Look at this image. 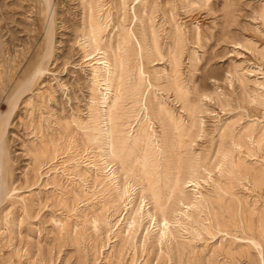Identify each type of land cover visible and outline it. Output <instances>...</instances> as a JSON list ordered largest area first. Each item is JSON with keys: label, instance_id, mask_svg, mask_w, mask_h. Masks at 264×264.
I'll list each match as a JSON object with an SVG mask.
<instances>
[{"label": "rangeland", "instance_id": "1", "mask_svg": "<svg viewBox=\"0 0 264 264\" xmlns=\"http://www.w3.org/2000/svg\"><path fill=\"white\" fill-rule=\"evenodd\" d=\"M87 1L88 0H53L54 8L48 9L44 0H26V1L19 0L20 2L19 4H18V0H0V60H1L0 61V70H1L0 71V82L3 83V84L0 83L2 84L0 86V112L1 113H4V114L8 113L12 105L11 101L9 102V100H7L8 94L10 92L13 93L16 87L21 83V81L25 80V78L29 76L31 70L33 69V65L37 63V61L39 60V57L41 56L42 48L45 42V34H46V28H47L46 26H48L50 18L52 16L55 17V29L57 31L56 33L57 35L55 37L56 38L55 39L56 41L55 42L56 43L55 53H57L56 54L57 58L58 57L60 58L61 56L60 59L58 58L60 61L57 60L55 64L49 63L46 66L48 72L47 71L44 72V74H42V77L35 83L32 89L29 90L24 95L23 97L24 101H23V98L19 101L18 106L15 109V112L13 113L12 119L10 120L11 125L8 127L7 136H8V145L10 149L11 169H12L11 179L9 182V189H11V191L7 197L8 199H6V201L0 206V264H110L111 262H113L112 264H116L119 259H120L118 262L119 264H130L134 258L135 259L133 261L135 263L132 262L131 264H182V263L183 264H264V185H263L264 181H262L264 180V175H263L264 174V152H263L264 145L261 144L263 146L258 147V148H257L258 144L254 145L256 141L255 139L264 137L263 135L264 134V130H263L264 129V100L263 98H261L262 95L264 96V20L262 19L260 15L262 9L264 8V0H228V1L227 0H195V2L193 3H192L193 0H191V3H190V0L189 1L187 0V2L183 0L185 3L181 0L180 1L178 0H172V1L148 0V2L150 1L152 4L151 6L152 12L147 11V13L150 14V13L159 11L158 13H154L155 15L153 14V16L152 14L151 16H148V14L144 12L145 10L142 8V6H139L141 0H126V4H123V0H93L94 1L93 4H91L92 2L91 0H89L88 2ZM155 1L158 2L156 4H159L158 9H161V11L157 10L153 12ZM167 1H169L168 2L169 4L167 3ZM188 2L190 3V5H188L189 4ZM186 3L188 6L186 5ZM226 3L229 5V7L228 5H226ZM20 4L22 5L20 6ZM84 4H86L87 6ZM89 5L90 6L95 5L97 9H94L95 10L94 11L93 10L94 6L90 7ZM102 5H104V7ZM230 5L232 7L234 5L235 6L232 8L230 7ZM88 6L90 8H88ZM182 6H184V8ZM133 8H135V11L137 12L138 17L140 16L139 17L140 19H137ZM166 8H168L167 10L168 14L166 13V17H165L163 10ZM91 11L94 12L95 14L92 13ZM145 14L148 17L145 18L146 16ZM91 16H96V17L101 18L100 20L103 23L105 22L104 25L108 23L106 32L103 34L104 40L105 39L108 40L110 38L109 40H111L112 42L114 41L115 43L118 39H114V37L118 38L120 31L124 27L123 25H125L126 27L130 26L131 29L135 30L134 31L135 33L138 31L136 33L137 37H134L135 40L133 39L132 41L133 46L130 45L131 48L129 47L128 50L124 48H123L124 50H122L123 52L122 54L126 53L125 55H123V58L125 59V62L128 64V69H129L127 71L128 73L125 72L126 73L124 74L125 76L123 75L124 82L123 81L122 82L125 83V85L127 86L130 85L133 82L132 77L133 76L135 77V73L139 71L138 69H142L145 72V76L143 80L144 84H142L140 93L136 99H134V97L132 96L127 95L128 97H126V99L127 100L132 99V100H128V101L125 100L124 105L126 108L128 107L127 108L128 110H130L128 115L131 116L130 118L132 119H130L129 117L126 118L124 120L125 122L124 126L120 127V129H122L123 132H128L127 135L129 136V144H132L133 138L136 135V130L138 128L137 124H138L139 119H141L143 122L149 123L151 125V129L153 127L158 134H161L162 126L160 125V122H158L159 120L153 117L154 115L151 116L153 121H150V119L147 118V116H145L146 112L144 110V105L147 104L148 106H151L152 104H149V103H153L154 105L155 101H156L155 105L159 101L161 104L163 105L165 104V106H167L168 108L170 109L172 108L171 110L174 111L175 113L174 115L176 117L181 116L180 118H183L181 119L182 120L181 123H183L182 124L183 129L181 131H177V133H181L180 136L183 137L184 139L178 138L180 136H177L176 139H174L175 140L174 142L177 143L176 147L178 146V148H176L177 149L176 153L181 152L182 154H184V156L186 155L187 158H190V159L193 158L191 159L193 162H195L194 158L195 160H198V161L200 160V162L202 161V159L204 161V162L202 161L204 165L202 166V169H200V172L203 171L204 173H201V174L199 173V176H198V181L201 184L199 188L201 190L198 187L189 186L185 188L186 190H185L184 198H187L185 199L186 202L196 203V201L199 200L197 198V195L201 194L200 191L202 192V194L206 195V201L210 200L211 202H208V203L204 202L205 205L207 204V206H205L207 208L205 207L203 208L205 209V213L204 212L201 213L202 212L201 211L199 218L201 215L202 216L205 215L204 221L209 225V228L203 227V229H205L203 230L202 227H199V225L202 226V224H204V221L202 220L203 219L202 216H201L202 218L200 219L198 218L201 222L198 223L199 221L198 220L197 224L196 222H194L193 224L194 220H192V222L188 224L189 220L191 221V219H186L187 217H185V220H184L182 217V226L180 227L179 223H176V222L173 223L172 221V220L176 221V218L179 219L181 217L180 215H179L180 217L176 216L178 214L177 212L174 211L173 213L172 212L169 213V215H172L174 217L173 218L172 216H169V219L172 217L170 220L173 223L172 224L173 225L172 228L174 227L173 231L174 233L177 232L178 234L177 237L175 236L174 243H171L174 241V238L172 239V241L170 240L169 242L165 239L159 241L158 238H157V241H155L156 238L154 236L158 237V234H157L158 230H157V227L154 228L155 226L151 227L149 230L151 231L150 233L152 235L150 233L146 234V232L144 231L145 230L144 228H146V226L149 224L148 220H145L143 222V225L138 227L139 229L136 230V233H135L136 235L133 234L128 238V242H129L128 243L126 240H125L126 242L124 241V239H126L127 237L126 234L128 233L127 231L128 229L125 230V228H127V220H123V216L126 213V210H124L125 203L124 205L122 203H119L117 205L115 204L116 207H114L115 205L113 207L112 206L110 207L108 201H110L115 194V191L112 189V187L109 190L102 191L101 186L103 184L102 185L100 184L101 186L100 185L98 186L100 187L99 188L100 190H98L95 194L94 192L91 191L92 185L94 186V183H93L94 178L96 177L97 174H100L99 173L100 169H97L96 167L90 168L89 166H86L85 164H88L90 162H95V161L98 162L99 155L103 153L101 148L104 147L100 143L102 142V144H104L103 141L101 140L99 142L100 144L99 143L96 144V142H98L99 140L95 142V141H90V140L88 141L89 139L88 137L87 139L85 138L87 136L85 134L90 132V129H89L90 127L86 128V122H89L88 120H90L91 117L97 116L98 114L102 115L104 113L103 108L94 103L95 100L96 101L100 100L101 94L99 92L96 94L94 93L95 91L93 90H95V86L92 80H88L90 78L89 76L90 71H89V67L87 66V61L90 57H84L87 53L83 54L84 51L81 49V44H83L84 41H86L85 39L83 41L81 32L83 28L88 26L87 24H89V20H90L89 18H91ZM142 17L143 19H141ZM232 17L234 18L232 19ZM171 18H173L172 21L175 20L174 21L175 25L174 24L172 25L173 22L171 23ZM225 18L226 19L228 18L227 21ZM144 20L146 22H144ZM86 21H88V23ZM165 22L167 23V25L165 24ZM229 22L231 23V25H229ZM224 23L226 25H224ZM222 25L223 26L228 25L227 27H225L227 29V31L225 30L226 33L224 32L225 34L222 32V27H223ZM153 26L155 28H153ZM65 27H66V30H65ZM142 27L145 29H142ZM150 27L153 29H151ZM172 27L175 29H171ZM146 28L147 29L149 28L150 30L149 29L147 30ZM199 29L200 31H202V33L199 31ZM144 30L148 32L147 41L143 39L144 37H142L143 35L142 33L144 32ZM153 30H155L157 41H159L158 44H160V48H162L161 50L162 53L166 55L164 59H160L158 52L156 53V50H154L155 45L151 37ZM172 30H176L177 32L176 31L174 32ZM178 30L179 31L182 30L183 33L179 32ZM74 32L76 36L72 34ZM171 32H174L175 34L180 33L181 35H184L185 42L180 43V41L179 42L177 41L175 44L172 38H168L174 35ZM197 32L198 33L200 32L201 34L200 42L198 41L199 38L197 36L198 34ZM139 33L142 35H140ZM138 34H139V37H138ZM169 34H171V36ZM207 34L210 38L206 36ZM217 34L219 35V38H221V40H218ZM212 35H214L215 37H213ZM73 36L77 38L80 37V38L76 39L75 37L73 38ZM224 36L226 37L223 39ZM162 37H164L165 40ZM136 38L137 39L139 38V39L137 40ZM192 39L194 41H192ZM223 40H226V41H223ZM57 41L60 42V44ZM76 42L79 46L76 44ZM139 42L143 43L141 44L143 47L142 49L140 47ZM196 42L198 44L200 43L199 47L196 46L197 45ZM164 43L166 44V46L164 45ZM40 44L41 46H39ZM74 45L75 47H72ZM171 46L173 50L169 48ZM37 47L38 48L40 47V48L37 49ZM70 47H72L73 52H71L72 49ZM89 48L90 50L87 49L88 52L93 51L92 55H97L96 53H98V51H95L96 52L95 53L93 50V47H92V50H91V47ZM166 48L168 50H166ZM175 48L176 49L178 48V49L176 50ZM210 49L212 50V52ZM25 50L27 51L25 52ZM170 50L174 51L173 54L176 53L177 55H180L179 56L180 63L178 61L179 58L176 60L177 62L175 60L169 59V58L173 59L172 58L173 55L168 56L167 51L169 52ZM19 51H22V52H19ZM124 51H128V53ZM16 52L18 53L19 56L16 55ZM64 52H67L66 54L71 52V54L74 57L70 54H68L70 56H67V55L65 56ZM26 53H29V55H27ZM180 53L181 54L183 53V54L181 55ZM211 53L213 55L216 54L217 56H213ZM21 54H23L24 56ZM151 54H152V57H151ZM30 55L31 57H28ZM209 55H211V57ZM16 57L17 58L19 57L20 60L18 58V61H17V59H15ZM63 57L65 59L67 57L70 59L67 58L66 61H64ZM195 58L196 60L194 61ZM6 59L7 60L10 59V60L6 61ZM22 61L23 63L24 62L25 63L23 64ZM13 62H15L14 66L18 65V68H20V69H17L20 73L18 72L17 73L18 75L14 77L12 76L13 70L10 69V65H13ZM17 62H19V64ZM171 62H173L174 65ZM65 63L67 64L65 65ZM177 63L180 68L178 67ZM56 65L58 66L56 67ZM175 66L178 67L179 69L176 68ZM135 67H136V70H135ZM175 68L176 70H174ZM158 71L161 73H159ZM7 73H9V75ZM163 73H165V75ZM161 74L164 77L161 76ZM126 76L128 78H126ZM165 76L167 78H165ZM154 77L157 79H154ZM169 79L171 80L172 85L170 84ZM239 79H241L242 81ZM262 82H263V86H262ZM50 83L52 85L51 87L49 85ZM173 86H174V89H173ZM184 86L187 87L186 88L187 90L180 89L182 87L184 88ZM92 87H94V89ZM43 89L46 93L43 91ZM177 89H178V93L176 92ZM180 90H182L183 93L180 92ZM113 91H112L113 95H111V97L112 96L114 97V93H115L114 88H113ZM185 91L186 93L184 94ZM174 92L175 94H173ZM43 94L44 95L46 94V95L44 96ZM176 94L178 95L175 96ZM188 94H189V97H186V95ZM258 94H260L259 95L260 97H258ZM178 97L180 98V100ZM93 98L95 99L93 100ZM151 98L153 99L152 100L153 102L151 101ZM135 100H137L138 102H134ZM178 100L181 102L183 101V103L181 104V102H177ZM41 101H43L45 106L41 105L43 104ZM218 102H220L221 104H219ZM91 103L95 104V106L93 105L94 106L93 107ZM92 107L93 108L96 107L97 109L95 108L96 109L95 110ZM186 107H189L191 111L189 108H186ZM183 108L184 109L186 108V109L183 110ZM99 110H100V113H99ZM92 112H93V115H92ZM136 113H139L138 118L135 117ZM176 114L178 115L180 114V115L178 116ZM101 115H98V116L100 117ZM62 116L63 117L65 116V117L63 118ZM58 118L61 119V121ZM66 119L72 121L71 127L74 125L72 128H70L71 130L68 129L69 131L66 130L64 127L65 126L64 123ZM83 121L85 124L83 123ZM255 122H257L258 125ZM130 124L131 126H129ZM39 125L41 126L39 127ZM252 125L255 128V129L253 128L254 130L251 128L253 127ZM62 126L64 128H62ZM189 126H191L192 129H190L191 127L189 128ZM35 127H38L40 129H37V128L35 129ZM226 127L228 130L226 129ZM232 127H234L233 130H230ZM84 128H86L85 131L81 130ZM224 130H227L229 132L224 131ZM249 130L251 132L254 131L253 133L255 132L256 133L255 134L252 133L251 135H248L251 133ZM72 131L74 132L73 135H72ZM64 132L67 134H65ZM225 132L228 133V135L230 134L232 136L234 135V137H232L231 135L230 136L226 135ZM162 134L161 136H163ZM245 134L246 136L248 135L247 138L245 137ZM69 136L74 137V138L76 137L75 138L76 140L72 138L74 139L75 144L72 145L73 149H71L70 152L64 153L65 155L62 154L63 156L60 155L61 157L59 156L57 158L59 161L56 160V161L50 162L48 161L50 160L49 157H46V158L44 157L47 160L45 162L44 158L37 156L36 152L39 148H43L45 145L50 144V142L51 143L53 141L56 142L58 137L60 139V140L58 139L57 141L58 143H60L61 145H63L64 143L66 144L68 143L67 141H68ZM252 136H254L255 138ZM99 137H102L100 139L104 140L102 134H100ZM227 137L229 138L231 137L233 141L234 140L236 141V143L235 141L233 142L231 138L230 140ZM49 139H51L52 141H49ZM63 141L65 142L63 143ZM249 141L250 142L252 141V142L250 143ZM40 142H42V145H40L41 144ZM90 142L91 144L94 143V146L89 145ZM238 144H240V146L243 145L241 146L242 148L238 146ZM97 146L98 147L100 146V147L98 148ZM223 146L225 148L226 147L229 148L230 153H232L233 156L235 157L234 160L236 159L235 161L241 162L242 167L244 166L243 172L238 171V170H235L236 173L234 172L231 173V172L226 171L224 174H222V176H220L219 174L220 168L219 166H217L219 164H217L216 162L219 161V163H222L224 161L223 159H224L226 152L229 153L228 148H226L227 149L226 151V149ZM249 146H250V149H249ZM94 147L96 149H92ZM251 147H252V150H251ZM183 148H184V151H183ZM246 149L247 151L250 150L249 153L252 155L248 156L249 153L246 152ZM259 149L262 151H260ZM149 152L150 150H147L144 152L136 151V153H149ZM218 152L219 153L223 152L224 155L221 153L223 156V157L221 156L222 158H219L220 156L218 157ZM126 153L128 152L127 151L124 152V154ZM193 153L195 155H192ZM94 155H98V158H95ZM196 155H199V156H196ZM34 156H36V159H34L35 158ZM63 157L65 158L63 159ZM40 158L42 161L40 160ZM70 159L71 161H69ZM219 159H221V162ZM82 160H84V162H81ZM246 161L248 162V164ZM79 162L82 164H80ZM243 162L244 163L246 162V163L243 164ZM77 163L80 164L79 166L80 171L78 170L74 172L72 171V169L75 166L79 165ZM92 164L93 163H91L90 165ZM119 164L121 165L118 159H116V161H114V168L116 170L118 169L120 170L118 171V174L120 177V184H122V181H125V182L128 181V178H130V182L129 181L126 182L128 185L129 184L132 185V181H133V184H136V182L138 183L135 185L138 187H136L137 189L135 191L137 196H136L135 205H134V207L136 206L135 208H137L138 204L140 203V199H141L140 197L141 195H139V192H140L139 188L145 185V181L143 180V177L145 176H143V174H141L139 171V167H140L139 162L135 163L134 170L131 173L124 172V170H122L123 169L122 165L119 166ZM213 165L215 166L213 167ZM251 165H253L254 169ZM63 166H64L63 169H66L67 167V171L65 173L63 172V169H62ZM103 166L100 165V167H103ZM205 168L207 170H205ZM208 169L213 170L212 173ZM55 170H58L57 174H55L54 172ZM84 170L86 171L84 172ZM186 170L187 169L183 170L182 175L187 173L184 176V178H187L188 176H190L189 170H187L188 172ZM251 170H253L252 172L254 173H252ZM258 170L260 172H258ZM93 171L94 172L96 171L95 174H93L94 173ZM245 171H248V172H246L245 174L244 173ZM119 172H121L122 174ZM217 172H218L217 174L218 176L216 175ZM249 172H250V175H249ZM134 173L136 176L134 175ZM85 174L87 175V177L89 175L91 176V177L90 176L88 177L87 182L84 180V177L86 176ZM123 174L125 175V179L127 178L126 180L123 179L124 178ZM68 175H71V176H68ZM130 175L132 176L130 177ZM137 175H138V178H137ZM235 175L237 176L238 179L235 177ZM244 175L247 178H243ZM92 176L93 177L95 176V177L93 178ZM121 176L123 178H121ZM200 176L201 178H199ZM252 176H255V177L253 178ZM256 177L257 178L261 177L262 182L260 181V179H257ZM211 178H214V179H211ZM59 179H61V182L59 181ZM215 180L220 181V185L217 184ZM249 180L253 182H249ZM221 181H223V184ZM61 183H62V186H61ZM53 184L55 185V187L53 186ZM80 185H82V187H80ZM225 185H228V186H225ZM57 186H59L60 189ZM61 187L62 188L66 187V188L61 189ZM224 187H226V189ZM222 189H225V192ZM81 190L83 191V193ZM72 192L76 193V195L73 194ZM71 193L73 194V196L75 195L74 198L76 200L73 201ZM217 193H218V197L216 196ZM78 194L80 195V198ZM86 194L89 195L90 200H87L88 197L86 198L87 196ZM193 194H197V195H193ZM147 195L148 194H146V196ZM207 195H209L211 198ZM91 196H94V197L91 198ZM108 196H110V198ZM193 196H195L196 198L194 199ZM212 197L217 198V199H214L215 202ZM63 198H65L67 203L65 202ZM151 199L152 198L150 197V195L149 197L147 196L146 198V202L148 201L147 208L149 207L152 208V205L154 206L153 200ZM219 199L221 202L219 201ZM235 199L236 201L234 203ZM105 200L107 201L108 205L106 208H103L104 206L102 207L103 205L102 203H104ZM230 200L231 202H229ZM63 201L65 202V204L69 203V205L73 206L74 208L70 206L69 208L68 205H65ZM237 201H240V202H237ZM213 202L215 203V205L213 204ZM74 203H77V204H74ZM220 203L223 205V207ZM230 203L231 205H229ZM232 203H234L235 205ZM121 204L123 205L122 207H121ZM208 205L209 206L212 205V206L209 207ZM243 205L244 207H242ZM97 206L98 207L101 206L100 209ZM130 206L133 207V205H130ZM225 206L228 209L227 211H226ZM76 207L77 209H75ZM96 207H97V210H99L98 211L99 215H97V210L95 209ZM212 208L215 209V211ZM182 209L184 211H187V209L183 207ZM216 209L217 211L220 209L219 210L220 213L224 212V209H225V212L221 213V216H220V213H217L218 218L220 219L216 217L217 216ZM211 211H212V215H214L213 212H215L214 218H216L215 220H217L216 224L215 222L213 224V221H215L214 218H212L213 216L209 215ZM188 213H187L188 215H191L193 213V215L195 214L196 216V211H192L191 214H190V211ZM222 214H225V215H222ZM235 215H237V217ZM98 216L105 217V221H106V223H103L98 220L97 226H99V228L93 224L94 220L97 219L96 217ZM244 216H245V219H249V220L243 219ZM157 218L161 219V216L159 213H157ZM238 218L239 219L242 218L243 220L242 219L239 220ZM224 219H226L227 221H225ZM237 219L239 220V222H237L238 221ZM183 220L185 221L184 223H183ZM208 220L212 222L209 224L210 221ZM218 220H219V224H218ZM244 220L246 222H250V224L247 225L248 223H245ZM220 221L221 222L223 221V222L220 223ZM186 222H187V225H186ZM206 223L203 226L207 227L208 225ZM238 223H241L240 224L241 226ZM103 224L105 225L107 224V226L104 227L105 225L103 226ZM183 224L185 225V227L183 226ZM214 225H216V227H214L213 229L212 227ZM186 226H188L189 228L188 227L186 228ZM183 228H185L184 229L185 232L182 231ZM219 228L224 231H220ZM187 229H189L190 232L192 230L193 234L192 232L189 234V231ZM206 229L208 230L206 231ZM152 230L153 231L155 230V231L153 232ZM122 231H125L126 234L124 233L123 235ZM215 231L217 234L215 233ZM225 231H227V233H225ZM70 232L72 233L70 234ZM228 232L229 233L231 232L233 234L229 235ZM179 233L182 236L179 235ZM211 234H213L214 236ZM70 236L71 237L73 236V237L71 238ZM123 236H125L124 239H123ZM151 236L153 237L152 241L150 240ZM193 236L194 237L196 236V238H193ZM143 237H145L144 240L146 239V242L148 241L146 245L143 244L144 243ZM69 238H71V240ZM74 238L76 239L74 240ZM178 239L181 242L183 241L184 244L181 242L180 244L184 245L183 246L184 251H185V247L187 248L185 251L186 253L183 251L184 252L183 255H182V250H183L182 245L180 246V244H178L179 242L177 241ZM122 240L124 241V244ZM156 242H159V243H156ZM186 242H188L189 244ZM125 245L127 248L125 247ZM129 246L131 247L129 248ZM176 247H177V251H176ZM235 247L237 249H235ZM225 248L226 249L228 248V249L226 250ZM230 249L231 251L233 249V252H235L234 255L232 254ZM225 250L228 252L227 253L224 252ZM120 251L122 252L125 251V253H122ZM220 252L222 255L220 254ZM228 254L233 255L232 256L233 258L229 256Z\"/></svg>", "mask_w": 264, "mask_h": 264}, {"label": "bare ground", "instance_id": "2", "mask_svg": "<svg viewBox=\"0 0 264 264\" xmlns=\"http://www.w3.org/2000/svg\"><path fill=\"white\" fill-rule=\"evenodd\" d=\"M21 1V0H20ZM26 1V0H25ZM89 1V0H88ZM87 1V2H88ZM92 2H91V4H93L94 3V1L93 0H91ZM159 1V0H158ZM169 1H172V0H169ZM169 1H167V3L169 2ZM178 1H180V0H178ZM181 1H183V0H181ZM186 2H187V0H185ZM189 1V0H188ZM228 1V0H227ZM22 2H24V1H22ZM44 2H45V4H46V6H47V8L48 9H52V8H54V4H53V0H44ZM175 2V1H174ZM184 2V1H183ZM183 2H181V3H183ZM193 2H195V0H193L192 1V3ZM198 2V1H197ZM20 2H19V0H18V4H19ZM83 3V2H82ZM95 3H97V2H95ZM156 3H158L157 1H155V6L153 7V12L154 11H157V10H160L161 11V9H158L159 8V4H156ZM178 3V2H177ZM180 3V2H179ZM185 3V2H184ZM189 3V2H188ZM190 3H191V0H190ZM190 3L188 4V5H190ZM207 3H208V1H207ZM206 3V4H207ZM231 3V2H230ZM123 4H126V0H123ZM169 4V3H168ZM22 4H20V6H21ZM84 5H86V4H84ZM163 5V4H162ZM181 5V4H180ZM179 5V6H180ZM186 5H187V3H186ZM187 5V6H188ZM226 5H228L227 3H226ZM233 5V4H232ZM87 6V5H86ZM90 6V5H89ZM88 6V8H90V7H95V5H91L90 7ZM103 7H104V5H102ZM125 6V5H124ZM124 6H122V7H124ZM139 6H142V8L145 10L144 12H146L147 13V11H151L152 12V4H151V2L149 1L148 2V0H141L140 1V4H139ZM161 6V5H160ZM169 6V5H168ZM167 6V7H168ZM235 6V5H234ZM233 6V7H234ZM93 7V10L94 9H97L96 7L94 8ZM102 7V8H103ZM173 7V6H172ZM183 8H184V6H182ZM228 7H229V5H228ZM230 7H232L231 5H230ZM232 7V8H233ZM262 7V6H261ZM99 8V7H98ZM124 8H126V7H124ZM162 8H163V6H162ZM171 8V7H170ZM169 8V9H170ZM186 8V7H185ZM105 9V8H104ZM123 9V8H122ZM138 9H139V7H138ZM141 9V8H140ZM151 9V10H150ZM212 9V8H211ZM99 10V9H98ZM102 10V9H101ZM133 10H134V13H135V15H136V17H137V19H140L139 17H138V15H137V12L135 11V8H133ZM167 10H168V8H166V9H164L163 10V13H164V16L166 17V13H167ZM173 10V9H172ZM175 10V9H174ZM259 10V9H258ZM95 11V10H94ZM104 11V10H103ZM127 11V10H126ZM139 11H141V10H139ZM232 11H233V9H232ZM237 11H238V9H237ZM92 12V11H91ZM125 12V11H124ZM159 12V11H158ZM158 12H154V13H158ZM216 12V11H215ZM230 12H231V10H230ZM92 13H94V12H92ZM154 13H150V14H148V16H151V14H152V16H153V14ZM214 13V12H213ZM227 13H228V11H227ZM47 14H49V13H47ZM91 14V13H90ZM95 14V13H94ZM94 14H92V15H94ZM99 14V13H98ZM127 14V13H126ZM125 14V15H126ZM168 14V13H167ZM235 14V13H234ZM234 14H233V16H234ZM258 14V13H257ZM51 15V14H50ZM49 15V16H50ZM53 15V14H52ZM142 15V14H141ZM146 15V14H145ZM155 15V14H154ZM230 15V14H229ZM236 15V14H235ZM261 17H262V19L264 20V8L262 9V11H261ZM259 15V16H260ZM49 16H48V18H49ZM99 16V15H98ZM101 16H102V14H101ZM147 15L145 16V18L146 17H148ZM168 16V15H167ZM226 16V15H225ZM231 16V15H230ZM258 16V15H257ZM90 17V16H89ZM164 17V18H165ZM28 18V17H27ZM168 18V17H167ZM234 17H232V19H233ZM260 18V17H259ZM90 20H89V24H87L88 26L87 27H85V28H83L82 29V37H83V41H84V39L86 40V41H84V43L83 44H81V49L84 51V53L83 54H85V53H87L84 57H90L89 59H88V61H87V66L89 67V76H90V78L88 79V80H92V82H93V84H94V86H95V90H93L94 89V87H92L93 89V91H95L94 93L96 94V93H100L101 95H100V100H98V101H94V103L95 104H97L98 106H100V107H102L103 108V111H104V113L103 112H101V113H103L102 115L101 114H98V115H101L100 117L97 115V116H93V117H91V119L90 120H88L89 122H86V128H89L90 129V132L89 133H87V134H85V135H87L85 138L87 139V137L89 138L88 139V141L90 140V141H98V142H96V144L97 143H99L100 142V140L101 141H103V143L104 144H102V142H100L101 143V145H103L104 147L103 148H101L102 149V151H103V153H101V155H99V160H98V162L97 161H95V162H90V163H88V164H85L86 166H89L90 168L91 167H96L97 169H100V171H99V173L100 174H97L96 175V177L94 178L93 176V178H94V186L92 185V189H91V191L92 192H94V194L98 191V190H100L99 188L100 187H98L100 184L102 185H100L101 186V189H102V191H106V190H109L111 187H112V189L115 191V194H114V196L112 197V199L110 200V201H108L109 202V205H110V207L112 206H114L115 204L117 205V204H119V203H122L123 205H124V203H125V209L124 208H122V209H124V210H126V213L124 214V216H123V220H127V228H125V230L126 229H128L127 231H128V233L126 234L125 233V231H122V233H123V235H124V233L127 235V237H126V239H124V237L125 236H123V239H124V241L126 240L127 242H128V238L131 236V235H133V234H135L136 233V230L137 229H139L138 227H140L141 225H143V222L145 221V220H148V225L146 226V228H144L145 230V232H146V234H149L151 231H149L150 230V228L151 227H154V228H156L157 227V230H158V237H156V236H154L155 238H156V240L155 241H157V238H158V240L159 241H161V240H163V239H165V240H167L168 242L171 240L172 241V239L174 238V241L173 242H171V243H174L175 242V236L177 237L178 236V234H177V232H175L174 233V231H173V228H172V224L174 223V222H176V223H179V226L181 227L182 226V217H183V219L185 220V217H187L186 219H191V221L189 220V223L188 224H190V222H192V220H194L193 221V224H194V222H196V224H197V221L200 219V218H202L203 217V221H204V216H200V218H199V215H200V212L201 213H205V209H203L205 206H207V204L205 205V203L204 202H211L208 198V200L209 201H206V195H204V194H202V192L200 191V195H197V194H193V195H197V198L199 199L198 201H196V203H193L192 201V203H190V202H186L185 201V199H187V198H184V196H185V188H187V187H191V186H195V187H200V182L198 181V176H199V173L201 174V173H204L203 171H201L200 172V169H202V166L204 165L203 163H202V161H203V159H202V161L200 162V160L198 161V160H195V158H194V161L195 162H193L191 159H193V158H187V156L185 155L184 156V154H182L181 152L180 153H176V151H177V149L176 148H178V146L176 147V142H174L175 140L174 139H176V137L177 136H180L181 135V133H177V131H181L182 129H183V123H181L182 122V120L181 119H183V118H180V117H176L174 114V111H172L170 108H168L167 106H165V104L163 105V104H161L159 101V103L157 104L156 103V105H155V102H154V105H153V103H149V104H152L151 106H148L147 104H145L144 105V110H145V112H146V115L145 116H147V118H149L150 119V121H153L152 120V118H151V116L152 115H154L153 117H155V118H157V120H159L158 122H160V125L162 126V135L163 136H161V134H158L157 132H156V130L152 127V129H151V125L149 124V123H147V122H143L141 119H139V121H138V128H137V130H136V135L134 136V138H133V142H132V144H129V136L127 135L128 134V132H123V130L122 129H120V127H122V126H124V120L126 119V118H130L131 116H129L128 114H129V112H130V110H128L126 107H125V105H124V101L125 100H127L126 99V97H128V96H132V97H134V99H136L137 97H138V95H139V93H140V89H141V86H142V84H144L143 83V80H144V76H145V72L142 70V69H138L139 71H137L136 73H135V77L133 76L132 78H133V82L130 84V85H125V83H123L124 81H123V75L124 74H126V73H128L127 71L129 70L128 69V64L125 62V59L123 58V55H125V54H122L123 52H122V50H124V49H126V50H128L129 49V47H130V45H132V41H133V39H134V37H137V32L135 33L134 31V29H131L130 28V26H125V25H123L124 27L122 28V30L120 31V29H119V31H120V33H119V36H118V38H115L114 37V39H118L115 43H114V41L112 42L111 40H107V39H103L104 37H103V34L106 32V28H107V24L108 23H106V25H104V23L100 20L101 18H99V17H96V16H91V18H89ZM141 19H143V17L141 18ZM150 19V18H149ZM166 19V18H165ZM169 19V18H168ZM226 19V18H225ZM228 19V18H227ZM227 19H226V21H227ZM85 20V19H84ZM86 20H88V19H86ZM152 20V19H151ZM173 20V18H171V23H172V25L175 23L174 21H172ZM164 21V20H163ZM166 21V20H165ZM223 21H224V19H223ZM222 21V22H223ZM235 21V20H234ZM66 22H67V20H66ZM83 22V21H82ZM87 23H88V21H86ZM85 22V23H86ZM144 22H146L145 20H144ZM148 22V21H147ZM151 22V21H150ZM214 22H216V21H214ZM231 22H233V21H231ZM263 22V21H262ZM152 23V22H151ZM170 23V22H169ZM235 23V22H234ZM47 24V23H46ZM57 24V23H56ZM66 24V23H65ZM80 24V23H79ZM82 24V23H81ZM147 24V23H146ZM146 24H144V25H146ZM153 24V23H152ZM165 24L167 25V23L165 22ZM128 25V24H127ZM143 25V24H142ZM171 25V26H172ZM175 25V24H174ZM224 25H226L225 23H224ZM229 25H231V23L229 22ZM64 26V25H63ZM66 26V25H65ZM85 26H86V24H85ZM154 26H155V24H154ZM153 26V28H155ZM170 26V27H171ZM177 26V25H176ZM223 26V25H222ZM228 26V25H227ZM227 26H223L222 27V32L224 33H226V31H227V29L225 28V27H227ZM47 28H46V34H45V42H44V46H43V48H42V52H41V56L39 57V60L37 61V63H35L34 65H33V69L31 70V72H30V74H29V76L27 77V78H25V80H23V81H21V83L16 87V89H15V91L12 93V92H10L9 94H8V99L7 100H9V102L11 101V107H10V109H9V111H8V113H6V114H4V113H1L0 112V206L6 201V199H8L7 197H8V195H9V193H10V191H11V189H9V182H10V179H11V158H10V149H9V145H8V136H7V132H8V127L11 125V122H10V120L12 119V116H13V113L15 112V109L17 108V106H18V103H19V101L24 97V95L29 91V90H31L32 89V87L35 85V83L42 77V74H44V72H46L47 71V65L50 63V64H55V62L57 61V60H59L60 58H61V56H60V58L58 59L57 57H56V54L57 53H55L56 52V48H55V37H56V33H57V31H56V29H55V17L54 16H52L51 18H50V21H49V24H48V26H46ZM56 27H57V25H56ZM79 27V26H78ZM82 27V26H81ZM148 27V26H147ZM168 27V26H167ZM174 27V26H173ZM171 28V29H175V28ZM229 27H231V26H229ZM72 28V27H71ZM74 28H75V26H74ZM151 28V27H150ZM153 28H151V29H153ZM200 28V27H199ZM64 29V28H63ZM142 29H145V28H143L142 27ZM147 29V28H146ZM149 29V28H148ZM147 29V30H148ZM164 29V28H163ZM168 29V28H167ZM179 29V28H178ZM198 29V28H197ZM230 29V28H229ZM45 30V29H44ZM58 30V29H57ZM65 30H66V27H65ZM73 30V29H72ZM141 30V29H140ZM150 30V29H149ZM166 30V29H165ZM193 30H194V28H193ZM203 30V29H202ZM226 30V31H225ZM74 31H76V30H74ZM81 31V30H80ZM172 31H176V30H172ZM179 31V30H178ZM192 31V30H191ZM196 31V30H195ZM199 31H200V29H199ZM72 32V31H71ZM142 32V31H141ZM140 32V33H141ZM163 32H165V31H163ZM174 32H171V33H173L172 35L173 36H171V34H169L171 37H168V38H172L173 39V42L176 44V42L178 41H180V43L181 42H185V40H184V35H181L180 33H174ZM177 32V31H176ZM179 32H182V30H180ZM185 32V31H184ZM201 33H202V31H200ZM200 32L197 34V36H198V41L200 42L201 41V34H200ZM139 33V34H140ZM168 33V32H167ZM183 33V32H182ZM193 33V32H192ZM206 33V32H205ZM205 33H203V34H205ZM208 33V32H207ZM217 33V32H216ZM216 33H214V34H216ZM219 33V32H218ZM224 33V34H225ZM72 34H74L75 35V32L74 33H72ZM80 34V33H79ZM139 34H138V37H139ZM143 34V35H142ZM142 34H140V35H142V37H144L143 39L144 40H148L147 39V34H148V32L146 31V30H144V32L142 33ZM194 34V33H193ZM195 34H196V32H195ZM222 35V34H221ZM76 36V35H75ZM75 36H73V38L75 37ZM77 36H79V35H77ZM158 36V35H157ZM161 36V35H160ZM159 36V37H160ZM206 36H208V34L206 35ZM213 37H215L214 35H212ZM217 36H218V40H221V38H219V35L217 34ZM151 37H152V41H153V43H154V45H155V49L154 50H156V53L158 52V55L160 56V59H164V57L166 56L165 54H163L162 53V48H160V44H158V42L159 41H157V37H156V34H155V30H153L152 31V34H151ZM164 37H166V36H164ZM164 37H162L163 39H164ZM191 37V36H190ZM204 37V36H203ZM209 37V36H208ZM222 37V36H221ZM226 36H224L223 37V39L225 38ZM76 39H78V38H80V37H75ZM195 38H196V36H195ZM210 38V37H209ZM212 38V37H211ZM137 39V38H136ZM139 39V38H138ZM137 39V40H138ZM186 39V38H185ZM191 39V38H190ZM194 39V38H193ZM192 39V41H194ZM204 39H206V38H204ZM58 40V39H57ZM135 40V39H134ZM165 40V39H164ZM171 40V39H170ZM169 40V41H170ZM196 40V39H195ZM213 40H214V38H213ZM229 40V39H228ZM237 40V39H236ZM75 41V40H74ZM73 41V42H74ZM139 41H141V40H139ZM172 41V40H171ZM197 41V42H198ZM212 41V40H211ZM223 41H226V40H223ZM222 41V42H223ZM231 41V40H230ZM233 41V40H232ZM58 42V41H57ZM82 42V41H81ZM196 42V43H197ZM205 42V41H204ZM59 44H60V42H58ZM62 43V42H61ZM75 43V42H74ZM79 43V42H78ZM140 43V47H141V49L143 48L142 47V45L141 44H143V43H141V42H139ZM163 43V42H162ZM195 43V42H194ZM207 43V42H206ZM212 43H214V42H212ZM219 43H221V42H219ZM235 43H237V42H235ZM76 44H77V42H76ZM135 44V43H134ZM183 44V43H182ZM201 44H202V42H201ZM205 44V43H204ZM8 45V44H7ZM78 45V44H77ZM145 45V44H144ZM143 45V46H144ZM164 45L166 46V44L164 43ZM168 45H169V43H168ZM167 45V46H168ZM180 45V44H179ZM207 45V44H206ZM39 46H41V44L39 45ZM79 46V45H78ZM133 46V45H132ZM175 46V45H174ZM196 46H200V43L198 44L197 43V45ZM202 46V45H201ZM211 46V45H210ZM215 46H216V44H215ZM72 47H75V45L74 46H72ZM72 47H70L71 49H72ZM88 47V48H87ZM89 47H91V50H92V47H93V50H94V52L95 51H98V53H96L97 55H92L93 53V51H91V52H88V50L87 49H89L90 50V48ZM139 47V48H140ZM154 47V46H153ZM162 47H163V45H162ZM184 47V46H183ZM40 48V47H39ZM38 47H37V49H39ZM80 48V47H79ZM124 48V49H123ZM131 48V47H130ZM169 48H171L172 49V46L171 47H169ZM182 48V47H181ZM213 48H214V46H213ZM81 49H79V50H81ZM165 49V48H164ZM176 49V48H175ZM178 49V48H177ZM176 49V50H177ZM10 50V49H9ZM166 50H168L167 48H166ZM166 50H165V52H166ZM173 50V49H172ZM172 50H170L169 52L167 51V53H168V56H172V58L173 59H171V58H169L170 60H177L178 58H179V56L180 55H177L176 53L175 54H173V52L174 51H172ZM211 50V49H210ZM27 50H25V52H26ZM29 51V50H28ZM71 51V50H70ZM77 51V50H76ZM152 51V50H151ZM164 51V50H163ZM207 51H209V50H207ZM214 51V50H213ZM19 52H22V51H19ZM40 52V51H39ZM71 52H73V49H72V51ZM71 52L70 53H68V54H70V55H72L71 54ZM124 52H127L128 53V51H124ZM155 52V51H154ZM177 52V51H176ZM181 52V51H180ZM211 52H212V50H211ZM217 52V51H216ZM38 53V52H37ZM65 54V56L67 55V56H70V55H68V54H66L67 52H64ZM153 53V52H152ZM178 53V52H177ZM195 53V52H194ZM27 55H29V53H26ZM75 54V53H74ZM147 54V53H146ZM179 54V53H178ZM181 54V53H180ZM183 54V53H182ZM181 54V55H182ZM193 54V53H192ZM210 54V53H209ZM212 54V53H211ZM15 55V54H14ZM16 55L17 56H19L18 55V53L16 52ZM21 55H23V54H21ZM99 55V56H98ZM130 55V54H129ZM148 55V54H147ZM146 55V56H147ZM157 55V54H156ZM213 55V54H212ZM219 55V54H218ZM24 56V55H23ZM73 56V55H72ZM159 56H157V57H159ZM192 56V55H191ZM210 57H211V55H209ZM213 56H217L216 54L215 55H213ZM9 57V56H8ZM12 57H13V55H12ZM12 57H10V58H12ZM15 57V56H14ZM28 57H31V55L30 56H28ZM74 57V56H73ZM128 57V56H127ZM136 57V56H135ZM149 57V56H148ZM151 57H152V54H151ZM156 57V56H155ZM19 58V57H18ZM18 58L16 57L15 59H17V61H18ZM64 58V57H63ZM68 58V57H67ZM66 58V59H67ZM215 58V57H214ZM25 59H27V58H25ZM66 59L64 58V61H66ZM68 59H70V58H68ZM126 59H128V58H126ZM156 59V58H155ZM159 59V58H158ZM10 60V59H9ZM9 60H7L6 59V61H9ZM13 60V59H12ZM19 60H20V58H19ZM170 60H168V61H170ZM180 60V58L178 59V61ZM196 60V58L194 59V61ZM1 61V60H0ZM14 61V60H13ZM25 61V60H24ZM60 61V60H59ZM58 61V62H59ZM68 61V60H67ZM127 61V60H126ZM161 61H163V60H161ZM20 62V61H19ZM19 62H17L18 64H19ZM128 62V61H127ZM177 62V61H176ZM14 63L15 62H13V65H10V69H12L13 70V72H12V76L14 77V76H16V75H18L17 73L19 72L17 69H20V68H18V65H15L14 66ZM21 63V62H20ZM22 63H23V61H22ZM25 63V62H24ZM23 63V64H24ZM27 63V62H26ZM129 63H131V62H129ZM133 63H135V62H133ZM172 64H173V62H171ZM179 63H180V61H179ZM10 64V63H9ZM67 63H65V65H66ZM136 65V64H135ZM174 65V64H173ZM177 65H178V63H177ZM20 66V65H19ZM58 65H56V67H57ZM131 66H132V64H131ZM134 66V65H133ZM21 67V66H20ZM141 67V66H140ZM176 67V66H175ZM178 67H179V65H178ZM178 67H176V68H178ZM22 68H24V67H22ZM176 68L174 69V70H176ZM180 68V67H179ZM178 68V69H179ZM8 69V68H7ZM11 70V71H12ZM50 70H51V68H50ZM135 70H136V67H135ZM1 71V70H0ZM7 71V70H6ZM166 71V70H165ZM173 71V70H172ZM3 72V71H2ZM9 72V71H8ZM48 72V71H47ZM126 72V73H125ZM159 72V71H158ZM174 72V71H173ZM180 72V71H179ZM20 73V72H19ZM133 73V72H132ZM159 73H161V72H159ZM3 74V73H2ZM8 75H9V73H7ZM11 74V73H10ZM137 74V75H136ZM164 75H165V73H163ZM179 74V73H178ZM5 75V74H4ZM3 75V76H4ZM168 75V74H167ZM173 75V74H172ZM2 76V75H1ZM88 76V77H89ZM125 76V75H124ZM128 76V75H127ZM126 76V78H128ZM161 76H163L162 74H161ZM174 76V75H173ZM18 77V76H17ZM164 77V76H163ZM172 77V76H171ZM171 77H170V79H171ZM16 78V77H15ZM165 78H167L166 76H165ZM178 78V77H177ZM154 79H157V78H155L154 77ZM162 79V78H161ZM160 79V80H161ZM169 79V81H170V84H171V80ZM179 79V78H178ZM42 80V79H41ZM86 80V79H85ZM87 80V81H88ZM239 80H241V79H239ZM10 81H12V80H10ZM14 81V80H13ZM123 81V82H122ZM126 81V80H125ZM130 81V80H129ZM159 81V80H158ZM242 81V80H241ZM0 83H2V82H0ZM44 83V82H43ZM168 83V82H167ZM3 84V83H2ZM2 84H0V86L2 85ZM14 84V83H13ZM39 84H40V82H39ZM85 84H86V82H85ZM128 84V83H127ZM260 84V83H259ZM8 85V84H7ZM50 85V87L52 86L51 85V83L49 84ZM89 85H91V84H89ZM172 85V84H171ZM173 85H174V83H173ZM180 85V84H179ZM184 85V84H183ZM39 86H41V85H39ZM46 86H48V85H46ZM86 86H87V84H86ZM260 86V85H259ZM262 86H263V82H262ZM256 87H258V86H256ZM261 87V86H260ZM4 88V87H3ZM47 88H49V87H47ZM53 88V87H52ZM88 88V87H87ZM113 88H114V90H115V93H114V97L112 96L111 97V95H113ZM175 88H177V87H175ZM187 87H185L184 86V88L182 87V88H180V89H186ZM41 89V88H40ZM173 89H174V86H173ZM172 89V90H173ZM9 90V89H8ZM53 90V89H52ZM171 90V91H172ZM187 90V89H186ZM4 91V90H3ZM2 91V92H3ZM43 91H44V89H43ZM42 91V92H43ZM46 91H48V90H46ZM113 91V92H112ZM165 91V90H164ZM170 91V92H171ZM255 91V90H254ZM45 92V91H44ZM55 92V91H54ZM91 92V91H90ZM176 92L178 93V89L176 90ZM180 92H182V90H180ZM258 92V91H257ZM39 93V92H38ZM46 93V92H45ZM183 93V92H182ZM186 93V91L184 92V94ZM50 94V93H49ZM54 94V93H53ZM169 94V93H168ZM173 94H175V92L173 93ZM183 94V95H184ZM39 95H41V94H39ZM44 95V94H43ZM46 95V94H45ZM44 95V96H45ZM128 95V96H127ZM178 94H176L175 96H177ZM260 94H258V97H260L259 96ZM262 95V94H261ZM95 96V95H94ZM174 96V97H175ZM40 97V96H39ZM43 97V96H42ZM91 97V96H90ZM185 97V96H184ZM186 97H189V94L188 95H186ZM3 98V97H2ZM41 98V97H40ZM39 98V99H40ZM50 98H51V96H50ZM92 98V97H91ZM97 98V97H96ZM156 98V97H155ZM176 98V97H175ZM174 98V99H175ZM179 98V97H178ZM249 98V97H248ZM261 98H263V100H264V96L262 95V97ZM27 99V98H26ZM44 99V98H43ZM95 98H93V100H94ZM183 99V98H182ZM181 99V100H182ZM246 99V98H245ZM41 100V99H40ZM39 100V101H40ZM49 100V99H48ZM128 100H132V99H128ZM127 100V101H128ZM138 100V99H137ZM137 100H135L134 102H138ZM153 99L151 98V101H152ZM179 100H180V98H179ZM177 101V102H181V101ZM184 100V99H183ZM5 101V100H4ZM23 101H24V98H23ZM35 101V100H34ZM139 101H141V100H139ZM150 101V102H151ZM176 101V100H175ZM187 101V100H186ZM260 101V100H259ZM42 103H43V101H41ZM93 102V101H92ZM153 102V101H152ZM221 102V101H220ZM220 102H218L219 104H221ZM250 102H251V100H250ZM256 102V101H255ZM183 103V101L181 102V104ZM10 104V103H9ZM8 104V105H9ZM28 104V103H27ZM39 104H40V102H39ZM95 104H92L91 103V105L93 106H95ZM186 104V103H185ZM258 104V103H257ZM41 105H44V103L43 104H41ZM40 105V106H41ZM96 105V106H97ZM135 105V104H134ZM189 105V104H188ZM250 105V104H249ZM45 106V105H44ZM93 106V107H94ZM128 106V105H127ZM27 107H28V105H27ZM33 107V106H32ZM36 107V106H35ZM90 107V106H89ZM92 107V108H93ZM170 107V106H169ZM182 107V106H181ZM184 107V106H183ZM96 108V107H95ZM95 108H93V109H95ZM132 108H133V106H132ZM134 108H136V107H134ZM186 108H189V107H186ZM185 108V109H186ZM192 108V107H191ZM90 109V108H89ZM92 109V110H93ZM97 109V108H96ZM95 109V110H96ZM130 109V108H129ZM184 108H183V110H185ZM190 109V108H189ZM188 109V110H189ZM94 110V111H95ZM134 110V109H133ZM132 110V111H133ZM182 110V111H183ZM6 111H7V109H6ZM93 111V112H94ZM181 111V110H180ZM190 111H191V109H190ZM194 111V110H193ZM201 111V110H200ZM93 112H92V115H93ZM135 112V111H134ZM137 112V111H136ZM184 112V111H183ZM90 113V112H89ZM95 113V112H94ZM97 113H98V111H97ZM96 113V114H97ZM99 113H100V110H99ZM132 114H133V112H132ZM191 114H193V113H191ZM87 115H89V114H87ZM91 115V114H90ZM95 115V114H94ZM138 115H139V113H136V116L135 117H137L138 118ZM176 115H178V114H176ZM180 115V114H179ZM178 115V116H179ZM73 116V115H72ZM58 117V116H57ZM60 117H61V115H60ZM63 117V116H62ZM65 117V116H64ZM63 117V118H64ZM101 117H103V118H101ZM183 117V116H182ZM63 118H62V120H63ZM59 119V118H58ZM80 119V118H79ZM84 119V118H83ZM130 119H132V118H130ZM60 121H61V119H59ZM157 120H156V122H157ZM75 121V120H74ZM85 121V120H84ZM84 121H83V123H84ZM127 121V120H126ZM59 122V121H58ZM63 122V121H62ZM193 122V121H192ZM61 123V122H60ZM76 123H78V122H76ZM76 123H75V125H76ZM82 123V124H83ZM255 123H257V122H255ZM254 123V124H255ZM65 129L66 130H68V129H70V128H72L71 127V125H72V121H70V120H67L66 119V121H65ZM80 124V123H79ZM85 124V123H84ZM102 124V125H101ZM185 124V123H184ZM193 124V123H192ZM234 124V123H233ZM253 124V125H254ZM60 125V124H59ZM235 125V124H234ZM233 125V126H234ZM252 125V126H253ZM257 125H258V123H257ZM256 125V126H257ZM41 125H39V127H40ZM81 126V125H80ZM83 126V125H82ZM129 126H131V124L129 125ZM158 126H159V124H158ZM184 126H186V125H184ZM63 126H62V128H64ZM84 127H85V125H84ZM188 127V126H187ZM191 126H189V128H190ZM194 127V126H193ZM229 127V126H228ZM248 127V126H247ZM251 127V126H250ZM259 127V126H258ZM40 129V128H38V127H35V129ZM41 128H43V127H41ZM86 128H84V129H81V130H84L85 131V129ZM127 128V127H126ZM129 128V127H128ZM185 128V127H184ZM230 128V127H229ZM233 128L234 127H232L230 130H233ZM252 129L254 128V126L253 127H251ZM260 128V127H259ZM161 129V128H160ZM186 129V128H185ZM190 129H192V127L190 128ZM195 129V128H194ZM199 129V128H198ZM226 129H227V127H226ZM255 129V128H254ZM253 129V130H254ZM258 129V128H257ZM44 130V129H43ZM71 130V129H70ZM73 130V129H72ZM126 130H128V129H126ZM228 130V129H227ZM227 130H224V131H227ZM246 130H248V129H246ZM251 130V129H250ZM249 130V131H250ZM264 130V129H263ZM37 131V130H36ZM63 131V130H62ZM69 131V130H68ZM159 131V130H158ZM186 131V130H185ZM39 132V131H38ZM71 132V131H70ZM227 132H229V131H227ZM232 132V131H231ZM230 132V133H231ZM251 132V131H250ZM254 132V131H253ZM253 132H251L250 134H248V135H251ZM40 133H42V132H40ZM65 133V132H64ZM63 133V134H64ZM73 131H72V135H73ZM226 133V132H225ZM237 133V132H236ZM256 133V132H255ZM255 133H253V134H255ZM65 134H67V133H65ZM69 134V133H68ZM100 134H102L103 135V138H104V140L103 139H100V138H102V137H99V135ZM183 134V133H182ZM238 134V133H237ZM43 135V134H42ZM133 135V134H132ZM226 135H228V133H226ZM231 135V134H230ZM230 135H228V136H230ZM248 135L246 136V134H245V137L247 138L248 137ZM262 135V134H261ZM264 135V134H263ZM262 135V136H263ZM46 136V135H45ZM67 136V135H66ZM184 136V135H183ZM232 136V135H231ZM239 136V135H238ZM256 136V135H255ZM260 136V135H259ZM54 137V136H53ZM64 137V136H63ZM232 137H234V135L232 136ZM252 137H254V136H252ZM72 138H74V137H70L69 136V138H68V143H64L65 141H63V145H61L60 143H58L57 141H58V139H59V137H58V139H57V141L56 142H50V144H47V145H45L43 148H39L38 150H37V156H39V157H42V158H46V157H49V159L50 160H48V161H56V160H58L57 158L60 156V155H62V154H64V153H68V152H70L71 151V149H73L72 148V145L73 144H75V141H74V139L76 138H74V139H72ZM131 138V137H130ZM178 138H183V137H178ZM223 138V137H222ZM228 139H230L229 137H227ZM226 138V139H227ZM255 138V137H254ZM41 139H42V137H41ZM44 139H45V137H44ZM43 139V140H44ZM184 139V138H183ZM225 139V140H226ZM232 139V138H231ZM230 139V140H231ZM250 139H251V137H250ZM53 140H54V138H53ZM60 140V139H59ZM76 140V139H75ZM253 140V139H252ZM256 141H257V143H256V141H255V143H254V145H256V144H258V146H257V148L258 147H262L263 145H264V137H261V138H258V139H255ZM49 141H52L51 139H49ZM180 141V140H179ZM232 141H233V139H232ZM231 141V142H232ZM235 141V140H234ZM233 141V142H234ZM44 142V141H43ZM60 142V141H59ZM230 142V141H229ZM232 142V143H233ZM250 142V141H249ZM252 142V141H251ZM250 142V143H251ZM41 144L40 145H42V142H40ZM88 143V142H87ZM93 143V142H92ZM99 143V144H100ZM235 143H236V141H235ZM234 143V144H235ZM240 143H241V141H240ZM252 143V144H253ZM96 144H95V146H96ZM245 144V143H244ZM261 144H263V145H261ZM89 145H93L94 146V143L93 144H91V142H90V144ZM261 145V146H260ZM237 146V145H236ZM238 146H240V144H238ZM237 146V147H238ZM241 146H243V145H241ZM240 146V147H241ZM251 146V145H250ZM250 146H249V149H250ZM89 147V146H88ZM98 147V146H97ZM100 147V146H99ZM98 147V148H99ZM224 147V146H223ZM239 147V148H240ZM75 148V147H74ZM97 148V149H98ZM222 148V147H221ZM225 148V147H224ZM226 148H228V147H226ZM225 148V149H226ZM242 148V147H241ZM248 148V147H247ZM92 149H96L95 147L94 148H92ZM181 149V148H180ZM231 149V148H230ZM255 149V148H254ZM263 149V148H262ZM147 150H150V152L149 153H136V151H142V152H144V151H147ZM223 150V149H222ZM242 150V149H241ZM251 150H252V147H251ZM256 150H258V149H256ZM260 150V149H259ZM101 151V152H102ZM128 152V153H126V154H124V152ZM183 151H184V148H183ZM220 151V150H219ZM226 151H227V149H226ZM228 151H229V148H228ZM234 151V150H233ZM250 151V150H249ZM249 151H247V149H246V152H248L249 153ZM260 151H262V150H260ZM223 152H225V151H223ZM223 152H221L222 154H223ZM235 152V151H234ZM233 152V153H234ZM240 152H242V151H240ZM252 152V151H251ZM254 152H255V150H254ZM264 152V151H263ZM221 153H219L218 152V157L219 158H222L223 156H222V154ZM239 153V152H238ZM253 153V152H252ZM186 154H188V153H186ZM240 154H242V153H240ZM244 154V153H243ZM65 155V154H64ZM67 155V154H66ZM189 155H190V153H189ZM192 155H195L194 153L192 154ZM191 155V156H192ZM224 155V154H223ZM249 155H252V154H248V156ZM255 155V154H254ZM63 156V155H62ZM68 156V155H67ZM70 156V155H69ZM72 156V155H71ZM95 156V158H98V155H94ZM196 156H199V155H196ZM203 156H205V155H203ZM222 156V157H221ZM244 156V155H243ZM245 156H247V155H245ZM256 156V155H255ZM35 158L34 159H36V156H34ZM61 157V156H60ZM189 157V156H188ZM194 157V156H193ZM207 157V156H206ZM209 157V156H208ZM254 157V156H253ZM263 157V156H262ZM44 158V159H45ZM65 157H63V159H64ZM77 158V157H76ZM82 158V157H81ZM80 158V159H81ZM94 158V157H93ZM198 158V157H197ZM203 158V157H202ZM234 156H233V154L232 153H230V151H229V153L228 152H226V154H225V156H224V161L222 162V163H219V161L218 162H216L217 164H219V165H217V166H219V168H220V176H222V174H224L226 171L227 172H234V173H236L235 172V170H238V171H244L243 170V167H242V164H241V162H239V161H235L234 160ZM239 158V157H238ZM250 158H252V157H250ZM48 159V158H47ZM71 159H72V157H71ZM71 159L69 160V161H71ZM89 159V158H88ZM116 159H118V161H119V163H121V165H122V167H123V169L122 170H124V172H126V173H131L133 170H134V166H135V163L136 162H139V164H140V167H139V171H140V173L141 174H143V176H145V177H143V180L145 181V185L142 187V189H141V187L139 188L140 189V192H139V195H141L140 197H141V199H140V203L138 204V206H137V208H135L134 207V205H135V200H136V187H138V186H135L136 184H138L137 182H136V184H133V181H132V185H128L126 182H130V178H128V181H122V184H120V177H119V174H118V171H120L119 169L118 170H116L115 168H114V161H116ZM201 159V158H200ZM206 159V158H205ZM204 159V160H205ZM210 159H211V157H210ZM40 160H41V158H40ZM39 160V161H40ZM67 160V159H66ZM65 160V161H66ZM77 160V159H76ZM79 160V159H78ZM92 160V159H91ZM94 160H96V159H94ZM217 160V159H216ZM220 160V162H221V159H219ZM38 161V162H39ZM42 161V160H41ZM47 160L45 159V162H46ZM59 161V160H58ZM68 161V160H67ZM66 161V162H67ZM74 161V160H73ZM90 161V160H89ZM93 161V160H92ZM100 161H102V162H100ZM243 161V160H242ZM49 162V163H50ZM64 162V161H63ZM76 162V161H75ZM81 162H84V160H82ZM100 162V163H99ZM204 162V161H203ZM247 162V161H246ZM245 162V163H246ZM41 163V162H40ZM43 163V162H42ZM62 163V162H61ZM80 163V162H79ZM79 163H77V164H79ZM87 163V162H86ZM91 163H93L92 165H90ZM202 163V164H201ZM244 162H243V164H245ZM45 164V163H44ZM80 164H82V163H80ZM80 164L79 165H77V166H75V164H74V168L72 169V171H78L79 170V166H80ZM247 164H248V162H247ZM52 165H53V163H52ZM62 165V164H61ZM65 165V164H64ZM68 165V164H67ZM100 165H104L103 167H100ZM120 164H119V166H121ZM207 165H208V163H207ZM210 165V164H209ZM41 166V165H40ZM43 166V165H42ZM116 166V165H115ZM205 166H206V164H205ZM215 165H213V167H214ZM246 166V165H245ZM252 167H253V165H251ZM39 167V166H38ZM72 167V166H71ZM117 167V166H116ZM249 167V166H248ZM53 168H55V167H53ZM58 168V167H57ZM64 168V166L62 167V169ZM70 168V167H69ZM204 168V167H203ZM247 168V167H246ZM71 169V168H70ZM83 169V168H82ZM89 169V168H88ZM93 169V168H92ZM185 169H187V170H189V172H190V176H186L187 178H184V176L187 174V173H185L184 175H182L183 174V170H185ZM214 169H216V168H214ZM253 169H254V167H253ZM69 170V169H68ZM91 170V169H90ZM186 170V171H187ZM204 170V169H203ZM205 170H207L206 168H205ZM209 170V169H208ZM219 170V169H218ZM247 170V169H246ZM249 170V169H248ZM257 170V169H256ZM255 170V171H256ZM67 171V167H66V169H63V172L65 173ZM71 171V170H70ZM71 171V172H72ZM80 171V170H79ZM86 170H84V172H85ZM211 173H212V171L213 170H209ZM215 171V170H214ZM253 170H251V172H252ZM55 172V174H57L58 173V170H55L54 171ZM62 172V173H63ZM81 172H82V170H81ZM88 172V171H87ZM86 172V173H87ZM94 172V171H93ZM96 172V171H95ZM95 172L93 173V174H95ZM188 172V171H187ZM210 172H209V174H210ZM246 172H248V171H245L244 173L246 174ZM258 172H260L259 170H258ZM80 173V172H79ZM78 173V174H79ZM119 173H121V172H119ZM240 173V172H239ZM244 173H242V174H244ZM252 173H254V172H252ZM59 174H61V173H59ZM71 174V173H70ZM89 174H91V173H89ZM88 174V175H89ZM93 174H91V175H93ZM122 174V173H121ZM125 174V173H124ZM123 174V175H124ZM218 174V172L216 173V175ZM248 174V173H247ZM256 174V173H255ZM259 174V173H258ZM86 175V174H85ZM122 175V176H123ZM134 175H135V173H134ZM133 175V176H134ZM139 175V174H138ZM138 175H137V178H138ZM233 175V174H232ZM237 175H238V173H237ZM240 175V174H239ZM249 175H250V172H249ZM264 175V174H263ZM63 176H64V174H63ZM68 176H71V175H68ZM74 176V175H73ZM82 176V175H81ZM80 176V177H81ZM83 176H84V174H83ZM82 176V177H83ZM90 176V175H89ZM88 176V177H89ZM121 176V178H123V179H125V175L122 177ZM132 175H130V177H131ZM136 176V175H135ZM218 176V175H217ZM58 177H59V175H58ZM67 177V176H66ZM76 177H78V176H76ZM80 177H79V179H80ZM88 177H87V175L84 177V180L87 182V180H88ZM91 177V176H90ZM234 177V176H233ZM235 177L237 178V176L235 175ZM253 178L255 177V176H252ZM74 178V177H73ZM199 178H201V176L199 177ZM219 178V177H218ZM223 178H224V176H223ZM243 178H247L245 175H244V177ZM257 178V177H256ZM58 179V178H57ZM56 179V180H57ZM67 179V178H66ZM72 179V178H71ZM82 179V178H81ZM127 179V178H126ZM125 179V180H126ZM211 179H214V178H211ZM232 179V178H231ZM238 179V178H237ZM257 179H260V181H261V177H259V178H257ZM31 180V179H30ZM51 180V179H50ZM69 180V179H68ZM93 180V179H92ZM133 180V179H132ZM204 180V179H203ZM208 180V179H207ZM251 180H252V178H251ZM253 180H255V179H253ZM52 181V180H51ZM59 181L61 182V179H59ZM71 181V180H70ZM202 181V180H201ZM205 181H206V179H205ZM216 181V183L217 184H219L220 185V181H218V180H215ZM237 181V180H236ZM248 181V180H247ZM260 181H259V183H260ZM262 181H264V180H262ZM261 181V182H262ZM27 182V181H26ZM59 182V183H60ZM82 182H83V180H82ZM90 182V181H89ZM124 182V183H123ZM222 182V184H223V181H221ZM238 182V181H237ZM249 182H253V181H250L249 180ZM50 183V182H49ZM91 183V182H90ZM215 183V182H214ZM226 183V182H225ZM55 184V183H54ZM53 184V186L55 187V185ZM65 184V183H64ZM82 184V183H81ZM92 184V183H91ZM187 184H189V185H187ZM234 184V183H233ZM255 184V183H254ZM87 185H88V183H87ZM90 185V184H89ZM140 185V184H139ZM231 185H232V183H231ZM237 185V184H236ZM263 185H264V183H263ZM61 186H62V183H61ZM64 186V185H63ZM68 186V185H67ZM66 186V187H67ZM225 186H228V185H225ZM241 186V185H240ZM260 186V185H259ZM57 187H59V186H57ZM66 187H64V188H66ZM80 187H82V185H80ZM203 187V186H202ZM221 187H222V185H221ZM220 187V188H221ZM237 187V186H236ZM64 188H62L61 187V189H64ZM70 188V187H69ZM85 188H87V187H85ZM88 188H90V187H88ZM225 189H226V187H224ZM230 188H232V187H230ZM59 189H60V187H59ZM200 189V188H199ZM225 189H222V190H224V192H225ZM74 190V189H73ZM201 190V189H200ZM220 190V189H219ZM218 190V191H219ZM233 190V189H232ZM65 191V190H64ZM82 191V190H81ZM85 191V190H84ZM89 191H90V189H89ZM66 192V191H65ZM76 192V191H75ZM91 192V193H92ZM100 192V191H99ZM98 192V193H99ZM111 192V191H110ZM196 192V191H195ZM199 192V191H198ZM211 192H213V191H211ZM221 192V191H220ZM234 192V191H233ZM73 194H75L76 195V193H74V192H72ZM71 193V194H72ZM82 193H83V191H82ZM81 193V194H82ZM102 193V192H101ZM206 193V192H205ZM209 193V192H208ZM228 193V192H227ZM226 193V194H227ZM230 193V192H229ZM232 193V192H231ZM67 194V193H66ZM65 194V195H66ZM73 194H72V198H73V201L74 200H76L74 197H75V195L73 196ZM88 194H90V193H88ZM88 194H86L87 196H86V198L88 197V199L87 200H90L89 199V195ZM146 194H148L147 196L149 197V195H150V197L152 198L151 200H153V204H154V206L152 205V208H150L149 206V208H147V202H146V198H147V196H146ZM235 194V193H234ZM79 195V194H78ZM78 195H77V197H78ZM112 195V194H111ZM224 195H225V193H224ZM85 196V195H84ZM97 196V195H96ZM199 196V197H198ZM207 196H209V195H207ZM216 196L218 197V193L216 194ZM59 197V196H58ZM57 197V198H58ZM62 197V196H61ZM60 197V198H61ZM94 196H91V198H93ZM100 197V196H99ZM104 197V196H103ZM109 198H110V196H108ZM188 197V196H187ZM210 197V196H209ZM214 197V196H213ZM212 197V198H213ZM222 197H223V195H222ZM79 198H80V195H79ZM101 198V197H100ZM99 198V199H100ZM193 198L195 199L196 197L195 196H193ZM211 198V197H210ZM64 200H65V198H63ZM67 199V198H66ZM78 199V198H77ZM97 199V198H96ZM102 199V198H101ZM148 199H150V198H148ZM205 199V200H204ZM214 199H217V198H213V200ZM221 199V198H220ZM220 199H219V201H220ZM62 200V199H61ZM69 200V199H68ZM92 200V199H91ZM193 200V199H192ZM204 200V201H203ZM55 201V200H54ZM59 201H60V199H59ZM72 201V202H73ZM94 201V200H93ZM150 201V200H149ZM224 201V200H223ZM235 201H236V199L234 200V203H235ZM241 201V200H240ZM240 201H237V202H240ZM64 202V201H63ZM65 202L67 203V201L65 200ZM65 202H64V204H65ZM72 202H70V203H72ZM75 202H77V201H75ZM101 202H103V201H101ZM214 202H215V200H214ZM213 202V204L215 205V203ZM221 202V201H220ZM229 202H231V200L229 201ZM61 203V202H60ZM59 203V204H60ZM217 203V202H216ZM234 203H232V204H234ZM243 203V202H242ZM58 204V205H59ZM74 204H77V203H74ZM103 205H102V207L103 208H106L107 207V201L105 200V202L104 203H102ZM121 204V207L123 206ZM151 204V203H150ZM212 204V205H213ZM219 204V203H218ZM221 204V203H220ZM225 204V203H224ZM237 204V203H236ZM65 205H68V207L70 206L69 205V203L68 204H65ZM73 205V204H72ZM97 205V204H96ZM116 205L114 206V207H116ZM130 205H133V207L132 206H130ZM212 205H208L209 207H211ZM222 205V204H221ZM226 205H228V204H226ZM229 205H231V203L229 204ZM235 205V204H234ZM233 205V206H234ZM238 205V204H237ZM151 206V205H150ZM239 206V205H238ZM237 206V207H238ZM70 207H73V206H70ZM69 207V208H70ZM79 207V206H78ZM98 207V206H97ZM97 207L95 208L96 210H97ZM100 207L101 206H99L98 208L100 209ZM118 207H119V205H118ZM120 207V208H121ZM182 207L183 208H185V209H187V211H184L183 209H182ZM217 207V206H216ZM215 207V208H216ZM219 207V206H218ZM222 207H223V205H222ZM226 207V206H225ZM224 207V208H225ZM240 207V206H239ZM242 207H244V205L242 206ZM74 208V207H73ZM102 208V209H103ZM205 208H207V207H205ZM220 208V207H219ZM229 208V207H228ZM72 209V208H71ZM75 209H77V207L75 208ZM74 209V210H75ZM92 209V208H91ZM113 209V208H112ZM155 211H154V210ZM209 209V208H208ZM213 209V208H212ZM104 210V209H103ZM106 210V209H105ZM109 210H110V208H109ZM108 210V211H109ZM116 210V209H115ZM204 210V211H203ZM211 210V209H210ZM209 210V211H210ZM214 211H215V209H213ZM212 210V211H213ZM220 210V209H219ZM218 210V211H219ZM223 210V209H222ZM228 209H227V207H226V211H227ZM98 211L99 210H97V215H99L98 214ZM107 211V210H106ZM118 211V210H117ZM116 211V212H117ZM177 212V214L178 215H176V216H179L180 218L179 219H177L176 218V221L175 220H172L173 221V223H172V221L170 220L173 216L172 215H169V213L170 212ZM190 211V214L192 213V211H196V216H195V214L193 215V213L191 214V215H188L189 212ZM208 211V212H209ZM212 211L210 212V214L209 215H212ZM217 211V209H216V214L217 213H220V211L218 212ZM110 212V211H109ZM207 212V211H206ZM224 212H225V209H224ZM224 212H221V213H224ZM95 213V212H94ZM100 213V212H99ZM101 213H102V211H101ZM104 213V212H103ZM107 213V212H106ZM157 213H159L160 214V216H161V219H158L157 218ZM188 213V214H187ZM214 213V215H215V212H213ZM221 213H220V216H221ZM238 213H239V211H238ZM253 213V212H252ZM93 214V213H92ZM96 214V213H95ZM84 215V214H83ZM123 215V214H122ZM214 215H212L211 217L212 218H214L215 216ZM222 215H225V214H222ZM95 216V215H94ZM104 216V215H103ZM169 216H172L170 219H169ZM236 217H237V215H235ZM85 217H86V215H85ZM109 217V216H108ZM191 217V218H190ZM208 217V216H207ZM210 217V216H209ZM217 218H218V214H217V216H216ZM226 217V216H225ZM247 217V216H246ZM90 218H92V217H90ZM97 219H95L94 220V222H93V224L95 225V226H97V223H98V220L99 221H101V222H103V223H106V221H105V217H102V216H98V217H96ZM174 218V217H173ZM199 218V219H198ZM227 218V217H226ZM106 219H107V217H106ZM209 219V218H208ZM216 218H214V220H215ZM218 219H220V218H218ZM222 219V218H221ZM239 219V218H238ZM237 219V220H238ZM242 219V218H241ZM241 219H239V220H241ZM243 219H245V216H244V218ZM242 219V220H243ZM90 220V219H89ZM183 220V223L185 222ZM212 220V219H211ZM225 221H227L226 219H224ZM236 220V221H237ZM239 220L237 221V222H239ZM245 220H249V219H245ZM244 220V221H245ZM186 221H188V220H186ZM208 221H210V220H208ZM213 221V220H212ZM212 221H210L209 222V224L212 222ZM56 222V221H55ZM57 222H59V221H57ZM201 221L199 220L198 221V223H200ZM214 222H215V224L217 223V220H215V221H213V224H214ZM223 222V221H222ZM221 221H220V223H222ZM233 222H234V220H233ZM241 222V221H240ZM243 222V221H242ZM203 223V222H202ZM201 223V224H202ZM206 222L204 221V224H205ZM245 223H248L247 225H249L250 224V222H246L245 221ZM92 224V223H91ZM92 224V225H93ZM204 224H202V226H200L199 224V227H202V229H203V227H205V228H209V225L206 227V226H203ZM212 224V225H213ZM218 224H219V220H218ZM218 224H217V226H218ZM239 225L241 224V223H238ZM99 225V224H98ZM102 225V224H101ZM105 224H103V226H104ZM176 225V224H175ZM186 225H187V222H186ZM211 225V226H212ZM243 225V224H242ZM254 225V224H253ZM107 226V224L104 226V227H106ZM183 226L185 227V225L183 224ZM241 226V225H240ZM244 226H245V224H244ZM243 226V227H244ZM98 228H99V226H97ZM176 227V226H175ZM188 226H186V228H187ZM214 227H216V225H214L212 228L214 229ZM256 227V226H255ZM94 228V227H93ZM189 228V227H188ZM251 228V227H250ZM254 228V227H253ZM153 229V228H152ZM184 229L185 228H183V230L182 231H184ZM192 229H193V227H192ZM220 229V228H219ZM257 229H258V227H257ZM143 230V229H142ZM156 230V231H157ZM176 230V229H175ZM188 231H189V234L192 232V234H193V231L191 230V232H190V230L189 229H187ZM203 230H205V229H203ZM208 229H206V231H207ZM216 230V229H215ZM153 231V230H152ZM155 231V230H154ZM153 231V232H154ZM178 231V230H177ZM220 231H224V230H221L220 229ZM261 231H262V229H261ZM69 232V231H68ZM185 232V231H184ZM199 232V231H198ZM214 232V231H213ZM72 232H70V234H71ZM78 233V232H77ZM183 233V232H182ZM209 233V232H208ZM215 233H216V231H215ZM225 233H227V231H225ZM229 233V232H228ZM259 233V232H258ZM151 234V233H150ZM191 234V235H192ZM206 234V233H205ZM214 234V233H213ZM213 234H211V235H213ZM217 234V233H216ZM230 234H233V233H229V235ZM119 235V234H118ZM121 235V234H120ZM136 235V234H135ZM143 235V234H142ZM152 235V234H151ZM179 235H181L180 233H179ZM195 235V234H194ZM209 235V234H208ZM69 236V235H68ZM75 236V235H74ZM81 236V235H80ZM122 236V235H121ZM149 236V235H148ZM182 236V235H181ZM198 236V235H197ZM214 236V235H213ZM71 237V236H70ZM73 237V236H72ZM71 237V238H72ZM79 237V236H78ZM120 237V236H119ZM71 238H69L70 240H71ZM135 238V237H134ZM144 238L145 237H143V240H144ZM147 238V237H146ZM179 238H181V237H179ZM193 238H196V236L194 237L193 236ZM76 238H74V240H75ZM79 239V238H78ZM77 239V240H78ZM149 239V238H148ZM177 239V238H176ZM187 239V238H186ZM76 240V241H77ZM121 240V239H120ZM150 240L152 241L153 240V237L151 236L150 237ZM189 240V239H188ZM195 240V239H194ZM73 241V240H72ZM123 241V240H122ZM124 241H123V244H124ZM125 241V242H126ZM177 241H179V239L177 240ZM184 241H186V240H184ZM121 242V241H120ZM138 242V241H137ZM148 242V241H147ZM146 239L144 240V243L143 244H145L146 245ZM154 242V241H153ZM165 242V241H164ZM180 242L181 241H179L178 242V244H180ZM190 242V241H189ZM129 243V242H128ZM149 243H150V241H149ZM156 243H159V242H156ZM167 243V242H166ZM170 243V244H171ZM181 243H183V241L181 242ZM186 243H188V242H186ZM192 243V242H191ZM127 244V243H126ZM135 244V243H134ZM168 244V243H167ZM184 244V243H183ZM189 244V243H188ZM129 245V244H128ZM138 245V244H137ZM136 245V246H137ZM142 245V244H141ZM182 244H180V246H181ZM185 245H187V244H185ZM97 246V245H96ZM120 246V245H119ZM167 246V245H166ZM169 246V245H168ZM172 246V245H171ZM176 246V245H175ZM184 245H182V255H183V253L186 251V247H185V251H184V247H183ZM248 246V245H247ZM124 247V246H123ZM125 247H126V245H125ZM131 246H129V248H130ZM139 247V246H138ZM151 247V246H150ZM191 247V246H190ZM227 247V246H226ZM231 247V246H230ZM230 247H228V248H230ZM96 248V247H95ZM127 248V247H126ZM133 248V247H132ZM140 248V247H139ZM160 248V247H159ZM178 248H179V246H178ZM227 248V249H228ZM233 248V247H232ZM123 249V248H122ZM135 249V248H134ZM138 249V248H137ZM170 249V248H169ZM226 249V248H225ZM226 249V250H227ZM235 249H237L236 247H235ZM118 250V249H117ZM128 250H130V249H128ZM133 250V249H132ZM142 250V249H141ZM152 250H154V249H152ZM163 250V249H162ZM172 250H173V248H172ZM179 250V249H178ZM192 250V249H191ZM224 251V252H228V251ZM245 250V249H244ZM243 250V251H244ZM176 251H177V247H176ZM184 251V252H183ZM221 251H222V249H221ZM230 251H231V249H230ZM229 251V252H230ZM247 251V250H246ZM120 252H122V251H120ZM158 252V251H157ZM232 254L234 255V253L235 252H233V249H232ZM230 252V253H231ZM242 252V251H241ZM122 253H125V251H123ZM177 253V252H176ZM180 253H181V251H180ZM179 253V254H180ZM186 253V252H185ZM189 253V252H188ZM195 253V252H194ZM216 253V252H215ZM248 253V252H247ZM115 254V253H114ZM120 254V253H119ZM220 254H221V252H220ZM224 254V253H223ZM181 255V256H182ZM195 255V254H194ZM199 255V254H198ZM222 255V254H221ZM229 255V254H228ZM233 255H229V256H233ZM242 255H244V254H242ZM248 255V254H247ZM180 256V257H181ZM114 257H115V255H114ZM113 257V258H114ZM120 257V256H119ZM118 257V258H119ZM133 257V256H132ZM178 257V256H177ZM134 258V257H133ZM233 258V257H232ZM115 259H116V257H115ZM135 259V258H134ZM133 259V260H134ZM120 260V259H119ZM119 260H118V262H119ZM131 261V263L132 262H134V261ZM180 260H182V259H180ZM117 261V260H116ZM130 261V260H129ZM117 262V263H118ZM181 262V261H180ZM184 262V261H183ZM187 262V261H186ZM202 262V261H201ZM219 262V261H218ZM113 262H111L110 264H112ZM116 263V264H117ZM130 263V264H131ZM135 263V262H134ZM185 263V262H184ZM119 264V263H118ZM183 264V263H182Z\"/></svg>", "mask_w": 264, "mask_h": 264}]
</instances>
